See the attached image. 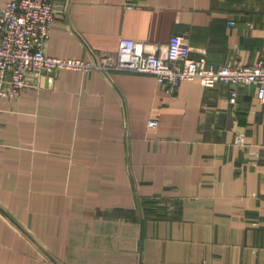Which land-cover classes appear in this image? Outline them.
I'll return each mask as SVG.
<instances>
[{
	"label": "crops",
	"instance_id": "0c3cea01",
	"mask_svg": "<svg viewBox=\"0 0 264 264\" xmlns=\"http://www.w3.org/2000/svg\"><path fill=\"white\" fill-rule=\"evenodd\" d=\"M55 2L52 55L90 60L122 39L156 50L185 34L194 58L264 59V0ZM27 78L0 100V264H264L255 86L232 101L223 82L171 94L149 73Z\"/></svg>",
	"mask_w": 264,
	"mask_h": 264
},
{
	"label": "built area",
	"instance_id": "2783aa9c",
	"mask_svg": "<svg viewBox=\"0 0 264 264\" xmlns=\"http://www.w3.org/2000/svg\"><path fill=\"white\" fill-rule=\"evenodd\" d=\"M59 8L55 0H11L0 5V100L20 95L29 85L28 74L70 68L90 72L131 71L156 76L171 94L184 80H199L206 87L225 83L235 101L238 87L253 85L264 105V59L245 65L232 60L216 64L206 57L190 55L191 44L185 34H173L169 42L151 50L148 44L122 39L117 52H103L90 60L49 54L45 44ZM157 126V119L150 120ZM240 134L236 142L245 143Z\"/></svg>",
	"mask_w": 264,
	"mask_h": 264
}]
</instances>
